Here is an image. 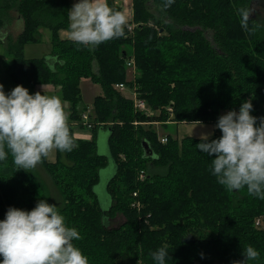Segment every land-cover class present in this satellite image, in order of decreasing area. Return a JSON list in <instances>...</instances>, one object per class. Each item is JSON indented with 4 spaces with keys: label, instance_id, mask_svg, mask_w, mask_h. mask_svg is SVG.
Segmentation results:
<instances>
[{
    "label": "trees",
    "instance_id": "trees-1",
    "mask_svg": "<svg viewBox=\"0 0 264 264\" xmlns=\"http://www.w3.org/2000/svg\"><path fill=\"white\" fill-rule=\"evenodd\" d=\"M163 2L132 0L131 30L125 26L123 37L81 45L58 35L68 29L70 0H0V26L3 11L11 7L24 23L7 47L9 80L57 87L59 98L69 105L73 140L71 151L57 149L55 161L44 157L39 162L49 177L40 168L48 190H58L54 200L40 191L42 179L17 169L10 154L0 161V219L9 206L31 209L38 199L60 200L59 211L80 232L82 238L74 243L89 264H155L150 253L162 245L170 252L167 264H236L249 245L260 253L250 264H264V228L253 225L264 213V199L250 195L246 187L220 185L210 172L213 157L196 147L200 138L166 135L163 143L151 128L167 121L215 125L222 109L238 110L247 97L252 114L264 117L263 29L248 15L244 26L250 0H174L168 8ZM108 3L122 10L116 0ZM42 27L50 31L49 55L24 57V45L38 42ZM130 58L135 75L128 80ZM83 78L102 90L89 113L90 139L72 135L85 109ZM117 83L134 88L155 113L135 110L133 99L114 87ZM100 129L108 133L107 155L97 151ZM220 135L215 127L209 139ZM107 166L113 173L105 186L109 206L103 209L94 188ZM117 213L124 221L109 227L107 219Z\"/></svg>",
    "mask_w": 264,
    "mask_h": 264
},
{
    "label": "clouds",
    "instance_id": "clouds-1",
    "mask_svg": "<svg viewBox=\"0 0 264 264\" xmlns=\"http://www.w3.org/2000/svg\"><path fill=\"white\" fill-rule=\"evenodd\" d=\"M174 0H164L168 8ZM70 39L76 44L99 45L125 35L127 17L114 10L108 0H76L68 12ZM246 27L247 14L244 15ZM251 99L239 109L221 114L215 127L221 132L209 139L202 133L197 149L213 157L211 174L228 190L247 189L264 199V117L252 114ZM259 119V123L257 120ZM73 140L61 99L31 93L22 84L5 92L0 83V161L12 156L17 169L34 168L53 149L71 151ZM81 234L69 226L55 204L38 199L31 209L9 206L0 219V264H89L75 245ZM155 264H167L170 252L162 245L150 253ZM243 260L250 264L260 253L249 245Z\"/></svg>",
    "mask_w": 264,
    "mask_h": 264
},
{
    "label": "rangeland",
    "instance_id": "rangeland-1",
    "mask_svg": "<svg viewBox=\"0 0 264 264\" xmlns=\"http://www.w3.org/2000/svg\"><path fill=\"white\" fill-rule=\"evenodd\" d=\"M116 2H117V4L121 5L123 13H124V10L126 7H130L132 9V12H133L132 0L128 1V2H124L122 0H116ZM149 5H151V11L158 13L157 8L153 4H149ZM11 9L16 11L12 7L9 8L6 12L3 11L4 16H6L5 21H6V19H8V20L10 19L9 14H10V12H13V11H10ZM17 14H18V12H17ZM246 14L248 15V18H251L255 22L256 21L259 22L262 29H263V32H264V0H250L249 9H248ZM132 17H133V15L127 20V24L125 25V26H127V28H128V26H131V28L128 30H131L133 27V24H128L129 22L132 21ZM2 18H4L3 15H2ZM5 23H7V22H5ZM8 25H9V23H8ZM16 26H17V23H16ZM10 27H12V23H10ZM185 28H188V27H185ZM45 29L47 30V28H45ZM205 36L207 37V39L209 41H211V43H213L212 31L210 29L205 30ZM48 46L49 45L47 44V42L45 40H41L40 42H37V43H28L23 48V53H24L23 55L25 57H33V56L34 57H43V56L49 55L50 51H49V53H47V50L50 49ZM126 48L128 49V47H126ZM3 54H6V52L4 51L3 44L0 42V58L2 57ZM126 72H127L126 73L127 79L128 80L132 79L135 75V65L128 67ZM97 86H98V88L101 89L99 84ZM80 88H81L82 104H83V102H85L87 104H91L95 91L90 90L89 87L86 86L85 82H83L80 85ZM124 89H126V88L124 87L123 89H118V90L123 91ZM132 89H133L132 92L134 93L133 97H131V98H130V96H126V97L134 100V98L136 97V93H135L134 88H132ZM126 94L130 95V91H127ZM56 96L59 97L58 92H56ZM136 98H138V97H136ZM140 99H142V98H140ZM246 99H251V97H247ZM89 106H91V107H89ZM89 106L84 105L81 107H85V109L83 111H87V110L92 111V104ZM133 106H134V104H133ZM168 107H170V106H168ZM134 109L137 110L135 107H134ZM228 110H230V109H222L220 111V115L225 113ZM139 111L145 112L148 115L155 113L148 106V104H146V108L144 110H139ZM69 113H70V110H68V112L66 113L67 120H68V114ZM167 113H169V112H167ZM171 122H173V121H171ZM135 123H137V122H135ZM145 126H147V124ZM151 128L157 132L158 138L164 137L165 134L170 135L171 137H174V136L176 137L177 133H180V132L185 130V127L178 128L175 124H171V123L163 124L160 122H155L154 125L151 126ZM97 151L99 154H104V155L108 154V134L102 130H99L97 132ZM39 167H41V163L40 164L38 163L34 168L29 169L28 171L42 179V181H40L42 184H41V186H39V188L41 189L40 191L42 192V194H44V193L48 192V187H47L48 183L42 178V176H44V174H45L47 176V178H49V177H48L47 173L45 172V170L41 167L42 170L44 171V172H41L40 171L41 169ZM39 172H41V174H43V175L41 176V174ZM112 173H113V167L112 166H107L106 168L101 169L99 172L100 181L94 188V192L96 194V198L98 200V203H99L100 207L103 209H108V206H109L110 198L107 195L105 186H106L107 179H109L111 177ZM59 201L49 202L47 200L48 203L55 204V205H58L60 203ZM257 219L260 220L259 225L256 224ZM123 221H124L123 216L120 213H117L112 219L108 218L106 222H107V225H109V227H113V226L121 224ZM253 223H254L253 225L257 228H264V213L256 216Z\"/></svg>",
    "mask_w": 264,
    "mask_h": 264
},
{
    "label": "crops",
    "instance_id": "crops-1",
    "mask_svg": "<svg viewBox=\"0 0 264 264\" xmlns=\"http://www.w3.org/2000/svg\"><path fill=\"white\" fill-rule=\"evenodd\" d=\"M75 2H76V0H70L69 10L72 8V6ZM10 11H13V12H10V14H9L10 19L9 20L6 19V21H5L6 16H4V13H3V17H4L3 18V24L0 26V42L3 44L4 51L6 52V54H3L2 57L0 58V83L3 84L5 92L10 91L14 86H16L15 84H13L9 80L8 72L6 69V64H7V61L9 59V56H7V47L11 44L12 41H14L17 38V36L22 31L23 25H24L23 20L17 14V12L12 10V9ZM124 13H125V16L127 17V20H128L132 16V9L130 7H126L124 10ZM5 22H7V23H5ZM8 23H9V25H8ZM10 23H12V27H10ZM16 23H17V26H16ZM39 30H40V34H41V39L38 42H40L41 40H45L47 42V44L49 45L48 47L50 48L47 50V53H49V51H51L50 31L48 28L46 30L45 27H42ZM58 35L61 39H70L68 29H60L58 31ZM26 44H28V43H26ZM26 58H36V57L33 56V57H26ZM83 82L86 83V86H88L90 90L95 91L93 98L96 95H99L102 93V90L100 88H98V86H97L98 84L93 83L89 78L81 79L80 85ZM25 87L28 88V90L31 93H35L37 91H40L42 94L45 92V94H47V95H55L56 96V92H58V88L53 86V85H50V84H37V85L32 86V87L31 86H25ZM125 88L126 89L121 91L122 94L124 96H130V98L133 97V95H134V93L132 92L133 89L128 87V86H125ZM80 90H81V88H80ZM127 91H130V95L126 94ZM92 101H93V99H92ZM62 104H63L64 110H65V113H67L68 112V103L62 102ZM91 104H92V102H91ZM91 104H87V103L83 102V104L81 106H84V105L89 106ZM89 107H91V106H89ZM166 123L175 124L178 128L185 127L184 131L176 134V137H178V138H182V137H186V136L200 138L202 133H209L210 134L209 137H211L213 135V131L215 128V125L210 123V122L201 123V122H196V121H194V122H184V121L183 122H171V121H167ZM100 130L104 131L103 129H100ZM72 133H73L72 134L73 137H75V138H82V139H90L91 138V131H89L83 127H80V126L74 125ZM165 135H167V134H165ZM56 158H57V149H53L49 153V155L47 156V159L49 161H55ZM39 168H41V167H39ZM48 193H49L50 199H52V200L57 199L56 195L58 193V190L56 188L50 187L48 190Z\"/></svg>",
    "mask_w": 264,
    "mask_h": 264
},
{
    "label": "built area",
    "instance_id": "built-area-1",
    "mask_svg": "<svg viewBox=\"0 0 264 264\" xmlns=\"http://www.w3.org/2000/svg\"><path fill=\"white\" fill-rule=\"evenodd\" d=\"M124 2H128V1H131V0H122ZM131 26H128V29H130ZM134 65V60L133 58H130L127 60V66L130 67ZM115 88L117 89H123L125 87V85L123 83H117L114 85ZM133 104H134V107L137 109V110H144L146 108V102L145 100L143 99H140V98H134L133 100ZM167 111L171 114L172 112V108L171 106L167 108ZM91 112V110H87V111H82L81 112V119H80V123H77L75 126H81L85 129H91L92 128V123L90 122L89 118H90V114L89 113ZM160 142H166L167 141V137L166 135L164 137H161L159 138ZM140 178H143V173L140 174L139 176ZM134 195H136V193H134ZM256 224L259 225L260 224V220L257 219L256 220Z\"/></svg>",
    "mask_w": 264,
    "mask_h": 264
},
{
    "label": "water",
    "instance_id": "water-1",
    "mask_svg": "<svg viewBox=\"0 0 264 264\" xmlns=\"http://www.w3.org/2000/svg\"><path fill=\"white\" fill-rule=\"evenodd\" d=\"M143 147H144L146 155L151 156L153 152L150 146L146 142H143Z\"/></svg>",
    "mask_w": 264,
    "mask_h": 264
}]
</instances>
